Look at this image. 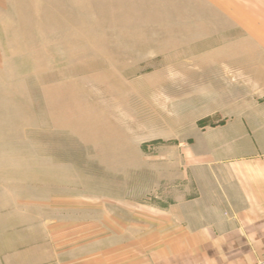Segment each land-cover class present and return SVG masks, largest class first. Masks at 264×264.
<instances>
[{"label":"rangeland","instance_id":"rangeland-1","mask_svg":"<svg viewBox=\"0 0 264 264\" xmlns=\"http://www.w3.org/2000/svg\"><path fill=\"white\" fill-rule=\"evenodd\" d=\"M258 78L264 51L212 0H0V240L152 263L173 205L202 197L176 212L214 219L187 156L263 101Z\"/></svg>","mask_w":264,"mask_h":264},{"label":"crops","instance_id":"crops-1","mask_svg":"<svg viewBox=\"0 0 264 264\" xmlns=\"http://www.w3.org/2000/svg\"><path fill=\"white\" fill-rule=\"evenodd\" d=\"M212 3L264 51V0ZM258 80L256 88L264 89V78ZM223 120L225 124L197 136L195 150L187 156L188 167L203 170L212 186L214 219L192 226L176 212L206 201L202 197L173 205L169 215L164 213L173 218L172 227L161 242L148 244L154 249L149 264H264V99ZM11 249V243L0 240V264H64L57 258L43 259L39 251L38 258H27L25 246ZM122 259L114 257L110 263L104 258L100 264H122Z\"/></svg>","mask_w":264,"mask_h":264}]
</instances>
